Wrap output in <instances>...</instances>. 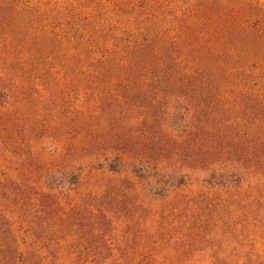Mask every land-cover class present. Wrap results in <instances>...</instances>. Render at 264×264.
I'll return each mask as SVG.
<instances>
[{"label": "rangeland", "instance_id": "rangeland-1", "mask_svg": "<svg viewBox=\"0 0 264 264\" xmlns=\"http://www.w3.org/2000/svg\"><path fill=\"white\" fill-rule=\"evenodd\" d=\"M0 264H264V0H0Z\"/></svg>", "mask_w": 264, "mask_h": 264}]
</instances>
